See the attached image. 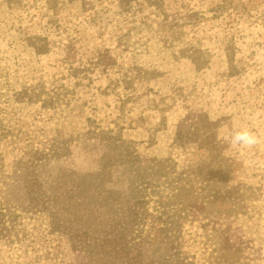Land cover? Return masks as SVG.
<instances>
[{"label": "rangeland", "instance_id": "1", "mask_svg": "<svg viewBox=\"0 0 264 264\" xmlns=\"http://www.w3.org/2000/svg\"><path fill=\"white\" fill-rule=\"evenodd\" d=\"M89 261L264 264V0H0V264Z\"/></svg>", "mask_w": 264, "mask_h": 264}, {"label": "clouds", "instance_id": "2", "mask_svg": "<svg viewBox=\"0 0 264 264\" xmlns=\"http://www.w3.org/2000/svg\"><path fill=\"white\" fill-rule=\"evenodd\" d=\"M219 138L226 140L232 148L237 149L241 154H243V150H250L261 143V137L247 128H233L222 133Z\"/></svg>", "mask_w": 264, "mask_h": 264}, {"label": "trees", "instance_id": "3", "mask_svg": "<svg viewBox=\"0 0 264 264\" xmlns=\"http://www.w3.org/2000/svg\"><path fill=\"white\" fill-rule=\"evenodd\" d=\"M194 134H196V133H194ZM105 163V162H104ZM52 197V196H51ZM54 197V196H53ZM52 197V198H53ZM78 203V202H77ZM79 204V203H78ZM82 204H85L84 202H82ZM79 238H76V240H74V242H75V244H72L73 245V247L74 248H77L80 252H85L86 254H88L89 253V247L90 246H97L98 248H99V245H100V247H101V245H102V242L105 240H107V239H110L111 241L114 239V238H112L111 239V237L110 236H108V237H104V238H102L101 240H98L97 238H94L91 242H90V239H91V237H85V240H81L82 239V237L81 236H78ZM83 246H85V247H83ZM96 248V247H95ZM88 250V251H87ZM101 251H99V253H100ZM90 256H91V258L93 257L92 256V251H90ZM111 256V255H110ZM109 256V257H110ZM113 256V255H112ZM112 258H114V256L112 257ZM91 263V261H89L87 264H90Z\"/></svg>", "mask_w": 264, "mask_h": 264}]
</instances>
